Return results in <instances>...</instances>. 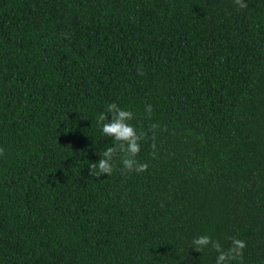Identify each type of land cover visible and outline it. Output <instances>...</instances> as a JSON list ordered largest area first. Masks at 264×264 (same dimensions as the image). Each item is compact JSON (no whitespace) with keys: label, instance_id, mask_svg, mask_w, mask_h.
I'll return each instance as SVG.
<instances>
[{"label":"trees","instance_id":"1","mask_svg":"<svg viewBox=\"0 0 264 264\" xmlns=\"http://www.w3.org/2000/svg\"><path fill=\"white\" fill-rule=\"evenodd\" d=\"M245 3L0 0V264H215L200 235L264 264V0ZM113 102L148 168L95 178Z\"/></svg>","mask_w":264,"mask_h":264},{"label":"clouds","instance_id":"2","mask_svg":"<svg viewBox=\"0 0 264 264\" xmlns=\"http://www.w3.org/2000/svg\"><path fill=\"white\" fill-rule=\"evenodd\" d=\"M234 3L241 9L247 7L245 0H234ZM137 72L140 76L145 75L142 66L137 69ZM145 111L151 117L152 105H147ZM133 119L134 113L131 110L123 109L115 102L108 104L106 111L98 114L96 124L105 137L113 140V145L99 153L100 159L98 161L89 163V176L100 178L104 174L111 175L114 171V161L118 155L122 165L120 171L123 174L127 175L133 171L141 173L147 170L148 164L141 163L136 159L140 152V142L146 138L147 133L137 132L136 128L129 123ZM158 127L157 124L151 125V130H153V144L151 145L153 158L156 157L154 141L155 129ZM3 155L4 149L0 148V156ZM229 239L231 243L225 249L218 240H213L209 235H200L192 239L191 248L201 253L204 249L211 248L217 253L215 264H230L236 260L242 262L246 242L236 237Z\"/></svg>","mask_w":264,"mask_h":264}]
</instances>
